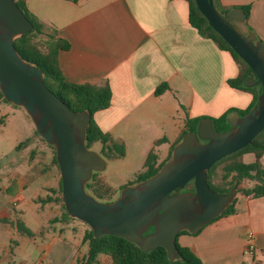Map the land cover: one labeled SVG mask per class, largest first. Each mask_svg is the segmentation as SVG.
Segmentation results:
<instances>
[{"label": "crops", "instance_id": "0c3cea01", "mask_svg": "<svg viewBox=\"0 0 264 264\" xmlns=\"http://www.w3.org/2000/svg\"><path fill=\"white\" fill-rule=\"evenodd\" d=\"M215 3L222 13L247 7L249 13L239 27L264 44V0ZM25 4L68 43L69 48L58 54L67 82L108 83L110 106L93 119L103 133L125 146L123 158L106 162L140 167L130 174L142 170L151 150L157 155L152 137L147 140L152 147L141 142L148 128L164 137L167 129L174 136L172 155L186 118H217L230 109L245 110L252 102L250 93L228 85L238 75L237 65L230 53L191 27L184 0H25ZM163 83L169 89L156 96ZM180 114L185 116L181 126ZM32 129L31 143L16 139L9 156L0 154V264H74L87 248L79 256L80 244L72 234L75 221L66 220L63 209L51 201L59 182L53 152ZM16 144H22L19 150ZM95 144L100 153L101 144ZM35 158L41 161L38 167ZM235 198L233 214L215 219L197 234H180L176 243L202 264H243L246 236L252 233L255 264H264V197ZM18 222L32 237L17 231Z\"/></svg>", "mask_w": 264, "mask_h": 264}, {"label": "water", "instance_id": "95a60500", "mask_svg": "<svg viewBox=\"0 0 264 264\" xmlns=\"http://www.w3.org/2000/svg\"><path fill=\"white\" fill-rule=\"evenodd\" d=\"M15 1L0 0V92L7 103L25 111L40 138L54 148L61 202L68 216L86 224L94 238L121 237L144 252L162 247L170 261L179 259V234H197L217 219L237 194L236 185L225 195L211 190L207 171L251 144L264 129V44L239 27L246 15L239 8L224 15L215 0H194L210 28L253 72L254 77L246 78L243 86H260L257 104L243 117L230 113V129L222 133L210 119H201L196 132L183 135L169 162L155 176L123 188L117 199L102 203L85 188L93 174L107 166L100 154L86 147L91 118L85 111L68 108L47 89L42 71L18 55L14 39L30 32L33 25Z\"/></svg>", "mask_w": 264, "mask_h": 264}, {"label": "trees", "instance_id": "16d2710c", "mask_svg": "<svg viewBox=\"0 0 264 264\" xmlns=\"http://www.w3.org/2000/svg\"><path fill=\"white\" fill-rule=\"evenodd\" d=\"M188 3V20L192 28L198 34L210 41H212L219 50L230 53L238 68V75L236 78L228 80V85L231 88L248 92L252 95V102L245 110L230 109L217 118L195 117L186 118L183 132L178 143L181 141L185 133H195L197 125L201 119L208 118L212 121L214 129L219 132H225L230 129L227 122V116L236 112L241 117L248 114L252 108L257 104V98L260 94V86L254 88H245L243 81L248 77H254L250 68L234 53V51L225 43V41L214 32L205 18L197 10L194 0H184ZM16 5L25 15V17L32 23L33 28L30 32L14 39V47L18 55L28 64L42 71V78L45 86L56 97H58L68 108L73 112H87L91 118L90 124L86 129V147L90 149L95 143L101 144L100 155L110 160L112 158H123L125 156V146L122 143H117L112 140L109 134L103 133L96 125L93 116L96 112L107 109L110 106L111 90L107 82L100 85L92 84H71L63 77L59 64L58 54L60 51H65L69 48L67 42L61 40L57 36L56 29L41 22L34 15H32L25 0H16ZM243 13L247 16L249 9L242 8ZM226 10L223 11L225 15ZM169 87L163 83L155 90V95L160 96ZM0 98L4 100L1 92ZM5 101V100H4ZM35 134L37 132L35 131ZM40 137V136H39ZM43 143L44 141L40 139ZM164 140L156 142V145ZM45 144V143H44ZM22 144H19L15 149L19 150ZM47 145V144H46ZM48 146V145H47ZM53 152L52 162L56 166L57 172L59 167L55 158V150L48 146ZM245 155L254 156V161L251 163H244L243 157ZM264 158V129L258 134L245 148L226 156L218 161L207 171V184L211 190L219 195L227 194L233 186L236 185L237 194H241L250 198L264 197V166L262 159ZM171 159V153L167 161L158 164V156L151 150L144 162L142 170L135 175V181L130 185H135L150 179L155 176L161 167ZM97 174H93L92 179ZM243 181H247L246 186H241ZM192 188V185H188ZM86 191L99 202L109 200L105 203H110L112 198H108L105 193L101 192L98 184L89 182L86 185ZM56 197L51 201L59 205L63 211V217L66 220L78 221L70 218L61 202V179L58 182V189L55 191ZM233 202L225 209L219 216L231 215L235 212ZM218 217V218H219ZM79 222V221H78ZM17 231L27 237H32V232L21 223H16ZM180 234H189L186 231ZM179 234V235H180ZM82 244L86 245V252L77 257L74 264H202L200 259L196 257L189 249L180 247L176 243L179 252V259L170 261L164 248L156 247L151 251H142L137 245L131 243L121 237L104 235L100 238H94L92 230L89 228L84 232Z\"/></svg>", "mask_w": 264, "mask_h": 264}, {"label": "rangeland", "instance_id": "374dc122", "mask_svg": "<svg viewBox=\"0 0 264 264\" xmlns=\"http://www.w3.org/2000/svg\"><path fill=\"white\" fill-rule=\"evenodd\" d=\"M0 116H3V119H2L3 122L2 123L0 122V154H3L4 157H7L10 155L12 151L10 147L14 143V141H16V139H19V141L22 143H25L26 141H28V144L31 143V141L33 140V137H31V135L33 134L32 128H34V126L30 118L27 116V114L22 108L9 104L1 98H0ZM184 117L182 114H180L177 118L180 126L183 124ZM154 125H156V123H154ZM164 131L166 133L165 137L164 135H160L156 131L148 128L145 133L149 134V136H145L146 134L143 133L144 140L141 141L142 144L147 148V147H152V145L155 142L164 140L163 142L159 143L155 147L157 150L159 163H163L167 161V157L172 147V141H174L172 140L174 139L173 138L174 136L172 137V135L169 134L167 129H165ZM34 132H35V128H34ZM148 137H152V141H153L152 145L151 143L147 142V140L149 139ZM165 138L169 139V143L165 142ZM44 146L46 145H43V147ZM99 148H100L99 144H94L90 148V150L96 152ZM97 153L99 154V152ZM50 154L52 156L51 152ZM253 161H254V156L252 155H245L243 157L244 163H251ZM40 163H41L40 159L35 158L34 165L38 167ZM262 164L264 166V158L262 159ZM137 167L138 165L133 167V166H127V164L126 165L121 164L119 162L118 163H113V162L107 163L106 170L101 173H94L97 175L90 182L93 185L98 184L101 188L102 193H105L107 191V194L105 193V195H108L106 196L108 198L109 197L112 198L111 199V202H112L119 197L120 192L123 188L132 186L130 184L135 181V175L130 174V173L134 170L136 171L137 169H140V167L139 168ZM55 170L57 172L56 168ZM56 175H57V180L59 181L60 179L59 171L56 173ZM247 184H248L247 181H243L241 183V186H246ZM57 189H58V184H57L56 190ZM107 201L109 200L105 199L104 201H101V202L105 203ZM28 227L32 229L33 225L28 223ZM88 229L89 227L83 222H80V221L73 222V232L74 233L72 234L76 237L78 243L80 244V249L78 250V253L80 254L79 256H81L82 254L81 252H83L85 248V245H83L81 241H82L84 232L87 231ZM37 241H39V237H37Z\"/></svg>", "mask_w": 264, "mask_h": 264}, {"label": "built area", "instance_id": "2783aa9c", "mask_svg": "<svg viewBox=\"0 0 264 264\" xmlns=\"http://www.w3.org/2000/svg\"><path fill=\"white\" fill-rule=\"evenodd\" d=\"M254 236L249 233L246 236V245L243 250L244 261L243 264H255L254 253H255Z\"/></svg>", "mask_w": 264, "mask_h": 264}]
</instances>
